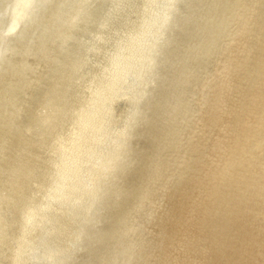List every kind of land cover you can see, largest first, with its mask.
Segmentation results:
<instances>
[{
	"label": "bare ground",
	"instance_id": "6f19581e",
	"mask_svg": "<svg viewBox=\"0 0 264 264\" xmlns=\"http://www.w3.org/2000/svg\"><path fill=\"white\" fill-rule=\"evenodd\" d=\"M0 0V264H264V0Z\"/></svg>",
	"mask_w": 264,
	"mask_h": 264
},
{
	"label": "rangeland",
	"instance_id": "374dc122",
	"mask_svg": "<svg viewBox=\"0 0 264 264\" xmlns=\"http://www.w3.org/2000/svg\"><path fill=\"white\" fill-rule=\"evenodd\" d=\"M90 2V0H88V2L87 3H89Z\"/></svg>",
	"mask_w": 264,
	"mask_h": 264
}]
</instances>
